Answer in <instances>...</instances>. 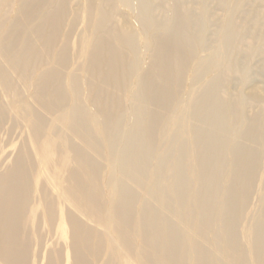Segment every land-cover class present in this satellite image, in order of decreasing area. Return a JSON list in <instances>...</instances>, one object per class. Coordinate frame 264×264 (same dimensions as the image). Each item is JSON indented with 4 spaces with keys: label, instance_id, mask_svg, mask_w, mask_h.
Instances as JSON below:
<instances>
[{
    "label": "bare ground",
    "instance_id": "bare-ground-1",
    "mask_svg": "<svg viewBox=\"0 0 264 264\" xmlns=\"http://www.w3.org/2000/svg\"><path fill=\"white\" fill-rule=\"evenodd\" d=\"M189 1L85 0L75 50L68 0H0V132L21 136L0 138V264H37L42 225L57 234L44 264H264V200L248 212L258 175L264 197V84L243 89L231 13L203 59L213 17ZM172 106L192 151L162 186Z\"/></svg>",
    "mask_w": 264,
    "mask_h": 264
},
{
    "label": "rangeland",
    "instance_id": "rangeland-1",
    "mask_svg": "<svg viewBox=\"0 0 264 264\" xmlns=\"http://www.w3.org/2000/svg\"><path fill=\"white\" fill-rule=\"evenodd\" d=\"M30 1V4H36L38 0ZM160 1L161 0H152V4H150V7L155 6V4H159ZM84 2L85 0H68L69 7L72 9L76 8V11L72 13L76 16L73 18L71 27L69 22L67 24V28H71L70 37L75 50L78 49L80 45L81 37L86 38L88 36V30L84 27L85 20L82 16L81 9H79V7L83 6ZM189 2V4L195 5L196 0H190ZM235 2L236 0L204 1L207 9L212 14L211 16L213 17V20L208 26L207 31L205 32L203 38L204 40L200 44L201 49L199 52L203 56L204 60H209L211 58V54L213 53L215 46L219 42L218 38L224 27L225 17L231 13V17L234 19V21L239 24H244L245 27V31H243L242 38L240 39V42L238 44L239 48L236 49L235 52H233L238 57L240 63L247 64L248 77L247 80L243 83V89L252 84L257 85L258 87H262V85L264 84V70L259 71V75L256 73V71L260 70L258 68L259 66H264V40L262 41L260 39L259 41L258 38L260 34L264 33V0H241L239 3H237V5L235 4ZM40 4L42 5L39 7V9L47 7L49 5V2L48 0H42ZM121 11L124 13L126 10L120 8L119 13L116 15V20L122 22L125 18L124 14ZM162 12L163 7H158L156 9L157 14H162ZM71 15L69 14L67 16L68 21L72 17ZM32 16L30 14L28 18ZM251 44L257 45V50L253 51L252 53H250V55L247 56V48ZM136 60L137 61L134 72L135 76H137V74L141 72L144 64L149 61V58H144L143 60L137 58ZM195 62H197L196 57L193 58L192 62L190 60L185 70L186 77L192 78L194 76V73L191 74V72L193 70V63L195 64ZM202 67L203 65L201 64L198 68L197 74L200 73ZM239 79V74L233 75L229 87L232 92L234 91V89H237L240 86L241 81ZM198 85L199 81H196L193 84V86L195 87H199ZM178 95H183V87H179ZM183 118L184 113L181 108L172 106L166 117L165 131L163 133L160 132L155 141L157 154L162 158V176L159 180L160 185L162 186L165 185L166 181H169L171 183V172L173 171V167L179 162V160L185 161L187 154L192 151L191 144L186 143L184 140V133L182 130ZM1 136L7 138L5 140L6 143L3 144L4 148L11 149L12 146H16L21 138L20 129H14V131L8 137L7 133L2 130L0 132V138ZM102 171V173L105 174V168L102 169ZM163 172L165 173L163 174ZM255 184L256 188L253 189V194L250 198L248 206V212L257 209V207L260 206L264 200V197L261 195V193H263V182L262 179L259 178V175L256 178ZM257 192L261 195V197L258 196ZM162 194V200L165 201L167 197L164 196L163 188ZM176 213V215H178V210L176 211ZM257 217L259 221H264V214L262 212H258ZM247 222L248 220H243V223L246 224ZM162 227L166 229L163 222ZM39 230L41 235L39 240H37L36 250L40 252L39 256L37 257V259L40 260L37 262V264H44L47 256V249L52 241H54V239L55 241L57 240V234L52 233L45 225L40 226Z\"/></svg>",
    "mask_w": 264,
    "mask_h": 264
}]
</instances>
